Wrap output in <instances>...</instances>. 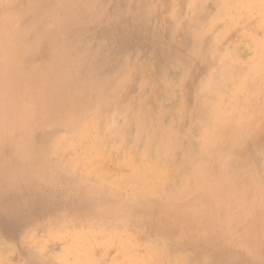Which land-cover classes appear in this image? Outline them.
Returning a JSON list of instances; mask_svg holds the SVG:
<instances>
[{
	"label": "rangeland",
	"instance_id": "obj_1",
	"mask_svg": "<svg viewBox=\"0 0 264 264\" xmlns=\"http://www.w3.org/2000/svg\"><path fill=\"white\" fill-rule=\"evenodd\" d=\"M0 264H264V0H0Z\"/></svg>",
	"mask_w": 264,
	"mask_h": 264
},
{
	"label": "bare ground",
	"instance_id": "obj_2",
	"mask_svg": "<svg viewBox=\"0 0 264 264\" xmlns=\"http://www.w3.org/2000/svg\"><path fill=\"white\" fill-rule=\"evenodd\" d=\"M4 27V26H3ZM213 101V100H212ZM211 112V111H210ZM28 126V125H27ZM248 190V189H247ZM252 192V191H251ZM252 195V194H251ZM257 199V198H256ZM247 205V204H246ZM259 220V219H258ZM260 221V220H259ZM261 243V242H260Z\"/></svg>",
	"mask_w": 264,
	"mask_h": 264
}]
</instances>
